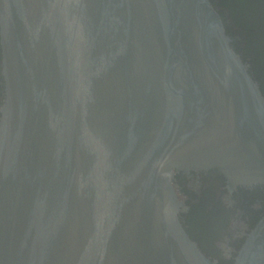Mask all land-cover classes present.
Returning a JSON list of instances; mask_svg holds the SVG:
<instances>
[{
    "label": "water",
    "instance_id": "1",
    "mask_svg": "<svg viewBox=\"0 0 264 264\" xmlns=\"http://www.w3.org/2000/svg\"><path fill=\"white\" fill-rule=\"evenodd\" d=\"M0 74V264H219L175 174L264 186V94L210 0H0Z\"/></svg>",
    "mask_w": 264,
    "mask_h": 264
},
{
    "label": "flooded vegetation",
    "instance_id": "2",
    "mask_svg": "<svg viewBox=\"0 0 264 264\" xmlns=\"http://www.w3.org/2000/svg\"><path fill=\"white\" fill-rule=\"evenodd\" d=\"M230 43L264 94V0H210ZM4 96L0 74V106ZM181 219L189 236L219 264H233L250 231L264 214V186L230 189L215 168L177 172Z\"/></svg>",
    "mask_w": 264,
    "mask_h": 264
}]
</instances>
